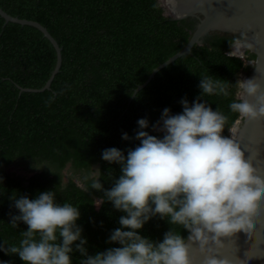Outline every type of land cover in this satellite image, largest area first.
Here are the masks:
<instances>
[{"label":"trees","instance_id":"obj_1","mask_svg":"<svg viewBox=\"0 0 264 264\" xmlns=\"http://www.w3.org/2000/svg\"><path fill=\"white\" fill-rule=\"evenodd\" d=\"M0 8L45 27L62 57L50 88L39 91L55 67L54 48L37 29L5 24L0 17V243L18 246L27 228L23 222L18 227L9 223V213L15 211L11 195L34 198L54 189L58 202L80 207L78 224L90 254L118 246L105 241L120 226L122 213L104 202L89 178L92 165L103 171L105 188L120 175L119 165L103 161L101 151L117 147L126 154L139 141L123 140L122 133L134 137L139 118L155 123L165 107L182 111L180 99L191 102L198 95L200 78L220 80L235 93L232 83L251 69L255 55L246 51L238 57L233 54L235 38L213 35L157 72L131 98L157 66L185 47L192 22L169 19L159 0H0ZM204 99L226 115L224 134L230 135L240 117L230 110L233 96ZM169 228L189 235L182 225L158 217L145 224L142 234L160 239ZM79 256L73 254V264H79ZM0 260L23 264L3 251Z\"/></svg>","mask_w":264,"mask_h":264},{"label":"clouds","instance_id":"obj_2","mask_svg":"<svg viewBox=\"0 0 264 264\" xmlns=\"http://www.w3.org/2000/svg\"><path fill=\"white\" fill-rule=\"evenodd\" d=\"M234 44L236 49L248 46L240 38ZM232 84L235 93L220 80L200 78L198 95L191 102L180 99L182 111L173 113L165 107L155 123L139 118L134 137L122 133L123 140L139 141L126 154L117 147L101 151L103 161L119 165L120 175L105 188L103 171L92 165L89 178L92 187L103 193L104 202L122 213L120 226L105 241L118 246L90 254L84 228L78 224L80 207L58 202L50 189L34 198L11 195L10 207L15 211L9 213V223L18 227L23 222L27 228L18 246L2 242L0 251L18 256L23 264H73L76 252L79 264H191L188 240L199 241L203 250L209 240L218 242L236 231L247 235L257 203L264 199V175L253 169L234 134H224L226 115L204 97L232 95L230 110L252 117L264 113V92L258 91L252 78ZM156 217L182 225L188 237L171 228L160 239L143 235L145 224ZM0 264L11 262L0 260ZM202 264L230 261L208 254Z\"/></svg>","mask_w":264,"mask_h":264},{"label":"water","instance_id":"obj_3","mask_svg":"<svg viewBox=\"0 0 264 264\" xmlns=\"http://www.w3.org/2000/svg\"><path fill=\"white\" fill-rule=\"evenodd\" d=\"M164 14L171 20H186L193 23L190 39L185 47L165 62L157 66L147 80L137 86L133 98L154 78L157 72L174 63L178 58L191 54L195 45L203 46L213 35H226L240 38L244 45L240 49L233 46V54L244 57L249 51L255 55L249 62L251 69L241 76L256 81L258 91L264 92V0H161ZM0 17L4 23L30 26L41 32L56 53V64L45 86L50 88L51 81L59 72L62 57L61 48L47 29L31 20L12 17L0 8ZM36 92L37 90L22 89ZM252 99V97H248ZM243 155L249 160L253 169L264 175V113L252 117H242L231 128ZM191 264H202L205 255L224 257L230 264H264V199L258 201L256 214L252 217V226L247 235L239 231L218 238V242L209 240L204 249L199 241L188 240ZM210 250V251H209Z\"/></svg>","mask_w":264,"mask_h":264},{"label":"rangeland","instance_id":"obj_4","mask_svg":"<svg viewBox=\"0 0 264 264\" xmlns=\"http://www.w3.org/2000/svg\"><path fill=\"white\" fill-rule=\"evenodd\" d=\"M159 2H160V4H163V2H161V0H159ZM243 74H245V73L240 74L239 79L241 78V76H243ZM11 169L15 170V167H12ZM16 172L18 174H23V172L20 169L16 170ZM75 181H76V183H78V185H80V182L77 179H75Z\"/></svg>","mask_w":264,"mask_h":264},{"label":"bare ground","instance_id":"obj_5","mask_svg":"<svg viewBox=\"0 0 264 264\" xmlns=\"http://www.w3.org/2000/svg\"><path fill=\"white\" fill-rule=\"evenodd\" d=\"M168 1V0H167Z\"/></svg>","mask_w":264,"mask_h":264}]
</instances>
